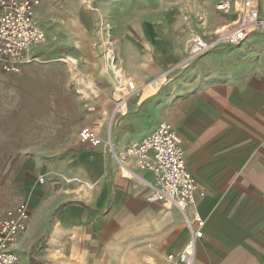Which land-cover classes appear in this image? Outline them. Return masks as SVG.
<instances>
[{"label":"crops","instance_id":"obj_1","mask_svg":"<svg viewBox=\"0 0 264 264\" xmlns=\"http://www.w3.org/2000/svg\"><path fill=\"white\" fill-rule=\"evenodd\" d=\"M64 1V44H70V31L83 28L81 22H111L119 3L144 0H96V12L80 0ZM258 1L264 13V0ZM132 13L116 45L119 69L101 76L107 82L129 77L140 88L122 104L119 148L139 143L163 123L172 125L200 186L196 209L206 221L195 264H264V36L218 46L185 66L192 37L206 39L195 22L185 24L171 10ZM84 149L61 163L64 173L54 177L64 178V185H55L60 191L37 188L46 165L35 155L23 159L15 177L0 180V199H8L2 206L11 205L0 220L22 200L31 206L28 228L12 246L21 264H146V257L169 264L167 255L189 238L182 213L147 200L152 189L137 180L151 182L150 172L133 162L125 168L102 148ZM5 157L0 148V160Z\"/></svg>","mask_w":264,"mask_h":264},{"label":"rangeland","instance_id":"obj_2","mask_svg":"<svg viewBox=\"0 0 264 264\" xmlns=\"http://www.w3.org/2000/svg\"><path fill=\"white\" fill-rule=\"evenodd\" d=\"M80 1L96 12L98 1ZM106 1L112 4L115 0ZM226 1L144 0L131 5L119 3L113 6L116 9L114 20L108 22L106 18L96 17L91 25L81 22L83 28L72 29V42L64 44L62 12L64 4H68L64 0H41L36 18L38 26L48 36L47 44L37 49V61L25 66L21 74L0 75V148L6 155L4 160H0V180L15 177L23 159L35 155L46 165H43L46 170L37 175V188L41 191L51 185L53 190L60 191V186L55 185H64V178L58 180L54 177L64 173L61 163L64 158L76 157L85 150L84 147L95 153L102 148L112 158H116L115 151L118 150V155L125 158L127 165L132 162L137 165L136 159L127 156L126 149L119 148L117 143V129L125 117L122 104L135 94L125 96L126 85L133 80L125 77L122 85L115 79L112 82L102 80L101 76L112 72L104 54L106 46L121 44L130 11L135 17L141 12L162 14L171 10L180 15L185 24L194 21L198 33L203 34L208 42L214 41L238 20L234 12L218 9ZM224 15L229 17L228 21L216 26L215 23ZM211 35H214L213 39L208 40ZM196 36L192 37L188 48ZM68 57L74 58L75 63L68 62ZM137 87L138 92L140 88ZM84 93L87 96L84 97ZM107 95L111 97L110 101H106ZM49 167L51 174L47 171ZM42 175L44 184L39 178ZM5 201L8 199H0V206ZM10 206L0 207V217Z\"/></svg>","mask_w":264,"mask_h":264},{"label":"built area","instance_id":"obj_3","mask_svg":"<svg viewBox=\"0 0 264 264\" xmlns=\"http://www.w3.org/2000/svg\"><path fill=\"white\" fill-rule=\"evenodd\" d=\"M40 4L41 0H0L1 74H21L25 66L37 61V49L47 44L48 36L36 20ZM218 9L237 14V22L214 41L208 42L204 37L196 36L188 48L185 66L218 46H237L254 33L264 36V13L260 11L258 0H227ZM104 54L112 71L119 69L116 46L108 44ZM126 89L125 96H129L136 93L138 87L134 81H128ZM110 100L111 97L106 96V101ZM126 154L136 159L140 169L152 175L151 182L140 177L137 180L151 187L152 194L147 200L177 209L184 217L189 238L179 252L167 255L166 261L169 264H195L197 243L204 236L206 221L196 209L200 186L187 167L182 138L172 125L163 123L139 143L127 147ZM121 156L117 155L116 159L128 168ZM204 196L205 193L201 192L200 197ZM30 218L31 206L24 201L9 209L0 220V264H21L12 246L27 230ZM145 262L158 264L152 257H146Z\"/></svg>","mask_w":264,"mask_h":264},{"label":"bare ground","instance_id":"obj_4","mask_svg":"<svg viewBox=\"0 0 264 264\" xmlns=\"http://www.w3.org/2000/svg\"><path fill=\"white\" fill-rule=\"evenodd\" d=\"M89 1H91V2H92V1H94V0H89ZM90 5H91V4H90ZM118 83H119L120 85H122V84L124 83V81H121V80H119V82H118ZM95 91H96V90H95ZM93 93H94V92H93ZM85 95H86V94L84 93V94H83V96L85 97Z\"/></svg>","mask_w":264,"mask_h":264}]
</instances>
